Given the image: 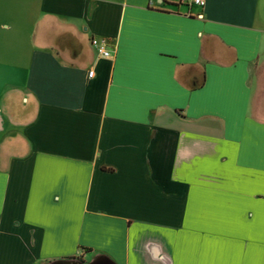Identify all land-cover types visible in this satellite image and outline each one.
<instances>
[{"label":"crops","instance_id":"obj_1","mask_svg":"<svg viewBox=\"0 0 264 264\" xmlns=\"http://www.w3.org/2000/svg\"><path fill=\"white\" fill-rule=\"evenodd\" d=\"M204 1L0 0V264H264V0Z\"/></svg>","mask_w":264,"mask_h":264},{"label":"built area","instance_id":"obj_2","mask_svg":"<svg viewBox=\"0 0 264 264\" xmlns=\"http://www.w3.org/2000/svg\"><path fill=\"white\" fill-rule=\"evenodd\" d=\"M181 1L184 3H189L200 7H203L205 5L204 0H181ZM90 44L100 57L103 58L110 57V50L108 48V41L106 39L92 38L90 40ZM92 76H93V71H89L88 78H92Z\"/></svg>","mask_w":264,"mask_h":264},{"label":"water","instance_id":"obj_3","mask_svg":"<svg viewBox=\"0 0 264 264\" xmlns=\"http://www.w3.org/2000/svg\"><path fill=\"white\" fill-rule=\"evenodd\" d=\"M51 264H82V263H78L74 260H71V261L61 260V261H55ZM88 264H113V263L105 257L98 256L94 258L91 262H89Z\"/></svg>","mask_w":264,"mask_h":264},{"label":"trees","instance_id":"obj_4","mask_svg":"<svg viewBox=\"0 0 264 264\" xmlns=\"http://www.w3.org/2000/svg\"><path fill=\"white\" fill-rule=\"evenodd\" d=\"M87 250H89V249H87Z\"/></svg>","mask_w":264,"mask_h":264}]
</instances>
